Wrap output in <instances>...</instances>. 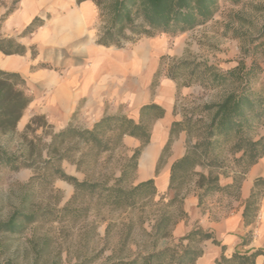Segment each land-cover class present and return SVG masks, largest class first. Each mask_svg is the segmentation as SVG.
Wrapping results in <instances>:
<instances>
[{"label":"trees","instance_id":"1","mask_svg":"<svg viewBox=\"0 0 264 264\" xmlns=\"http://www.w3.org/2000/svg\"><path fill=\"white\" fill-rule=\"evenodd\" d=\"M91 1L95 2L100 15L107 18V25L97 43L124 47L126 42L134 43L142 37L158 33L176 36L195 30L212 20L220 10V4L229 0ZM17 2L14 0L0 19V28ZM43 23L44 19L36 17L25 27L20 37L34 33ZM29 49L33 56L37 55L35 46H24L18 37H3L0 34V52L25 55ZM186 66L183 62L173 66L169 77L177 80L178 74ZM196 66L198 70L199 65ZM205 71L201 72L206 77L201 80L203 85L213 89L230 86L232 89L218 103L186 109L183 120L172 123L169 139L156 165V173L161 170L172 141L184 131L187 135L186 151L172 163L169 180L172 197L164 202V196H161L156 203L158 209L153 215V247L149 251L138 252L133 258L118 259L110 264H196L205 253L207 241L220 245L212 230L195 224L186 235L174 239L170 245L157 247L160 240L171 236V230L177 222L188 218L187 212L183 210L184 199L188 194L194 192L201 211L209 209L211 215L216 217L224 207L225 200L238 198L246 174L264 155V135L258 136L264 126V82H260L264 67L252 62L250 66L240 63L225 71L206 66ZM153 85H156V80ZM31 102L27 82L22 75L0 69V134L7 135L16 130ZM164 112L160 105L149 103L140 108L138 121L125 114L107 115L97 120L91 128L68 125L54 133L46 145L40 147L38 144L20 155L0 148V170L12 172L22 168L34 169V174L25 185L29 190L23 195L20 207L8 220L0 221V233L21 234L30 225L55 221L67 222L68 226L73 227L84 221L91 212L99 214L105 210H134L143 203L154 201L158 189L153 177L138 184L130 185L129 182L138 169L142 148L150 142V126L154 120L163 117ZM35 120L28 124L27 130ZM125 136L140 139L142 145L120 166V176L111 181V178L89 175L104 153L123 145ZM63 160L75 163L79 170L86 172V178L79 180L66 173L61 168ZM221 176H232L233 182L223 185ZM57 179L74 186V194L68 203L55 211L34 206V194L30 190L41 186L53 187ZM263 190L264 180L256 179L242 214L246 225L253 224L258 216ZM211 197H219L217 211L208 207ZM252 234V231L248 232L244 243L252 239ZM51 240L49 236H44L35 241L39 249L45 251ZM261 254H264V250L256 249L227 255L222 246V254L215 264H257V257ZM0 264L15 262L4 260Z\"/></svg>","mask_w":264,"mask_h":264},{"label":"crops","instance_id":"2","mask_svg":"<svg viewBox=\"0 0 264 264\" xmlns=\"http://www.w3.org/2000/svg\"><path fill=\"white\" fill-rule=\"evenodd\" d=\"M14 0H1L0 19ZM36 17L44 23L34 33L20 37L25 27ZM100 12L95 2L86 0H18L16 7L2 22L3 37H18L24 46H35L37 55L29 49L25 55L0 52V69L17 72L27 82L31 95L30 111L47 116L55 132L78 120L91 126L107 115L125 114L140 119V108L149 103L160 105L165 115L150 126V142L142 148L134 182L152 177L159 192L169 190L172 163L185 154L184 136L171 143V153L161 170L156 173L157 162L170 136V128L180 115L174 113L178 84L167 76L153 85L162 67V59L172 53V45L165 34L142 37L127 47L103 46L97 43L102 30ZM25 121V120H24ZM23 121V122H24ZM124 145L138 148L142 141L125 136ZM264 180V155L246 174L238 198L228 200L231 205L215 216L209 209L201 211L194 192L185 198L187 222L176 223L172 233L184 236L195 224L210 229L220 245L207 241L205 253L196 264H215L222 254L239 251L264 250V190L259 202L256 220L246 225L243 211L255 180ZM232 176H221V184H231ZM212 204H209V206ZM252 239L244 243L248 232ZM264 263V254L257 264Z\"/></svg>","mask_w":264,"mask_h":264},{"label":"rangeland","instance_id":"3","mask_svg":"<svg viewBox=\"0 0 264 264\" xmlns=\"http://www.w3.org/2000/svg\"><path fill=\"white\" fill-rule=\"evenodd\" d=\"M106 25V16H101L102 31ZM162 34L170 40L173 50L170 55L163 57L162 67L155 78L156 84L162 76L170 78L168 74L173 66L182 62L187 65L178 74V79H173L179 86L174 113L180 115L181 119L178 121H182L186 109L218 103L232 89L230 86L213 89L203 85L201 80L206 79V66L225 71L240 63L250 66L255 62L264 67V0L222 2L215 17L199 25L197 29L176 36ZM127 46L130 43L124 44V47ZM196 65H199L198 70ZM261 76L260 82H264V75ZM73 116L70 125L74 127L91 128L94 125L89 127L85 122H80L78 113ZM33 119H36L35 122L27 130L26 127ZM54 133L57 132L48 117L31 112L29 105L16 130L11 134H0V148L20 155L38 144L40 147L46 145ZM180 135L184 136L182 146L186 151V132L179 133L176 138ZM261 135H264V126L259 131L258 136ZM135 150L136 148L129 149L123 142L114 151L104 153L89 175L94 178H111L113 181L121 174L120 166L133 156ZM170 153L171 148L163 159V164ZM61 168L79 180L86 178V172L79 170L69 160H63ZM33 174L32 168L12 172L0 170V221L8 220L20 207L23 195L29 190L25 185ZM135 174L129 182L130 185L136 184ZM52 185L53 187L41 186L30 190L34 194V206L46 209L48 207L55 211L68 203L74 194V186L60 179L55 180ZM172 195L171 190H158L154 201L143 203L134 210H105L99 214L91 212L84 221L73 227L68 226L67 222L55 221L30 225L21 234L0 233V262L12 260L15 264H110L118 259L133 258L138 252L152 249L155 222L153 215L158 209L156 203L161 196H164V202H168ZM218 198L211 197L208 200V207L212 211L218 210ZM228 200L223 202V208L231 205ZM183 210L187 212L185 199ZM188 218L181 220L187 222ZM172 230L169 238L158 242V248L170 245L174 239L180 237L173 235ZM44 236H49L52 240L48 249L41 251L35 240Z\"/></svg>","mask_w":264,"mask_h":264}]
</instances>
